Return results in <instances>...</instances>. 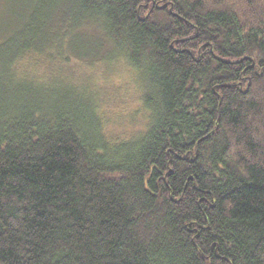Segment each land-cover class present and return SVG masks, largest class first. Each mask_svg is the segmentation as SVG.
I'll use <instances>...</instances> for the list:
<instances>
[{
	"label": "trees",
	"instance_id": "1",
	"mask_svg": "<svg viewBox=\"0 0 264 264\" xmlns=\"http://www.w3.org/2000/svg\"><path fill=\"white\" fill-rule=\"evenodd\" d=\"M24 8L0 33V264H264V0ZM62 57L122 59L137 107L102 113Z\"/></svg>",
	"mask_w": 264,
	"mask_h": 264
},
{
	"label": "rangeland",
	"instance_id": "2",
	"mask_svg": "<svg viewBox=\"0 0 264 264\" xmlns=\"http://www.w3.org/2000/svg\"><path fill=\"white\" fill-rule=\"evenodd\" d=\"M26 0H0V33H4L3 39L11 31L5 32L4 27H13V32L19 28L20 17L25 13ZM49 51V49H48ZM55 53V51H52ZM60 63L64 67H60L59 63L56 64L55 73L61 71L63 77H71L72 80L81 82L80 84H72L73 91L78 96L84 99L91 97V91H96L101 96V91L108 90L114 93L112 99H106L99 110L115 113L119 112L122 117L127 116L128 111L137 107L136 94L137 84L134 81L135 77L130 68L123 64L122 59H117L113 62H96V64H89L87 59L84 60H66L64 57L60 59ZM26 57L24 63H28ZM44 62V59L41 60ZM106 63V64H105ZM109 63V64H107ZM21 64V63H20ZM39 68V76H44L45 72ZM53 69V68H52ZM59 71V72H60ZM18 76L11 80V84H15ZM61 79H59V82ZM71 84V83H70ZM135 84V85H134ZM96 101L95 97L90 98ZM89 99V100H90ZM100 106V104H98ZM114 118V117H112ZM139 119V118H137ZM125 120V119H124ZM123 120V121H124ZM120 120H115L106 125V129L111 132L128 131V128L122 129Z\"/></svg>",
	"mask_w": 264,
	"mask_h": 264
}]
</instances>
